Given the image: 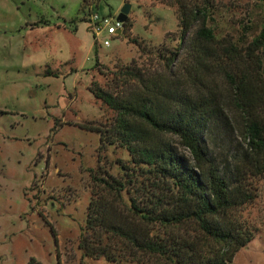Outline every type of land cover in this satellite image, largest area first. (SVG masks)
<instances>
[{
	"label": "rangeland",
	"instance_id": "rangeland-1",
	"mask_svg": "<svg viewBox=\"0 0 264 264\" xmlns=\"http://www.w3.org/2000/svg\"><path fill=\"white\" fill-rule=\"evenodd\" d=\"M81 2L0 0V264H138L88 257L78 247L91 193L105 189L96 177L120 176L121 160L128 161L124 148L83 127L105 130L115 114L88 88L123 90L128 77L119 71L130 63L162 70L157 51L178 42L176 4L88 0L81 8ZM124 2L129 25L105 46L102 36L94 39L88 14L116 16ZM207 17L216 36L237 42L245 54L260 30L264 0H209ZM209 75L205 82L229 117V126L207 139L223 169L245 152L247 139L230 79L216 70ZM255 183L257 196L240 214L257 231L231 264H264V176Z\"/></svg>",
	"mask_w": 264,
	"mask_h": 264
},
{
	"label": "trees",
	"instance_id": "trees-1",
	"mask_svg": "<svg viewBox=\"0 0 264 264\" xmlns=\"http://www.w3.org/2000/svg\"><path fill=\"white\" fill-rule=\"evenodd\" d=\"M175 4L178 42L157 51L162 70L130 63L119 71L128 77L123 90L88 88L115 114L105 130L83 127L124 148L128 161L121 160L120 176L96 177L105 189L92 191L86 206L78 242L85 256L138 264H231L257 231L240 211L253 202L255 182L264 176V18L243 54L237 42L216 36L206 24L209 0ZM88 5L82 0L81 8ZM128 25L126 17L123 29ZM227 64L234 66L231 73ZM212 70L230 79L247 139L245 152L223 169L207 144L216 129L229 126L221 100L205 82Z\"/></svg>",
	"mask_w": 264,
	"mask_h": 264
},
{
	"label": "built area",
	"instance_id": "built-area-1",
	"mask_svg": "<svg viewBox=\"0 0 264 264\" xmlns=\"http://www.w3.org/2000/svg\"><path fill=\"white\" fill-rule=\"evenodd\" d=\"M87 22L94 39L97 40L99 36H102L100 43L105 46L109 45V37L123 29V22L110 14L100 15L96 12H89Z\"/></svg>",
	"mask_w": 264,
	"mask_h": 264
},
{
	"label": "water",
	"instance_id": "water-1",
	"mask_svg": "<svg viewBox=\"0 0 264 264\" xmlns=\"http://www.w3.org/2000/svg\"><path fill=\"white\" fill-rule=\"evenodd\" d=\"M129 9H130V4L127 2H124L122 7L120 8L119 12L116 15V19L124 22L126 17H127L128 12H129ZM118 32H119V30H118Z\"/></svg>",
	"mask_w": 264,
	"mask_h": 264
},
{
	"label": "crops",
	"instance_id": "crops-1",
	"mask_svg": "<svg viewBox=\"0 0 264 264\" xmlns=\"http://www.w3.org/2000/svg\"><path fill=\"white\" fill-rule=\"evenodd\" d=\"M118 33V32H117Z\"/></svg>",
	"mask_w": 264,
	"mask_h": 264
}]
</instances>
